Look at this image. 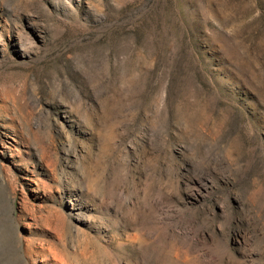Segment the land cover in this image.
<instances>
[{"label": "rangeland", "instance_id": "obj_1", "mask_svg": "<svg viewBox=\"0 0 264 264\" xmlns=\"http://www.w3.org/2000/svg\"><path fill=\"white\" fill-rule=\"evenodd\" d=\"M0 264H264V0H0Z\"/></svg>", "mask_w": 264, "mask_h": 264}]
</instances>
